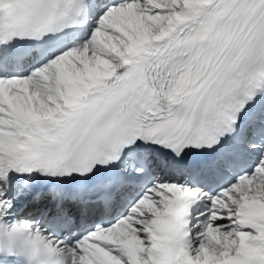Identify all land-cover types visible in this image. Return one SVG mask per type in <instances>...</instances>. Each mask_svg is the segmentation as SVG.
I'll list each match as a JSON object with an SVG mask.
<instances>
[{
	"label": "snow or ice",
	"instance_id": "6c2138e0",
	"mask_svg": "<svg viewBox=\"0 0 264 264\" xmlns=\"http://www.w3.org/2000/svg\"><path fill=\"white\" fill-rule=\"evenodd\" d=\"M0 264H264V0H0Z\"/></svg>",
	"mask_w": 264,
	"mask_h": 264
}]
</instances>
